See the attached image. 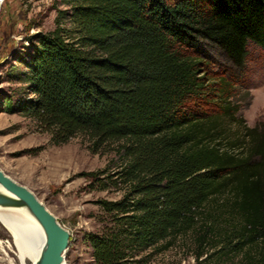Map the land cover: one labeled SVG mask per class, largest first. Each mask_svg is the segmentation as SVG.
Listing matches in <instances>:
<instances>
[{"label": "trees", "instance_id": "16d2710c", "mask_svg": "<svg viewBox=\"0 0 264 264\" xmlns=\"http://www.w3.org/2000/svg\"><path fill=\"white\" fill-rule=\"evenodd\" d=\"M68 3L24 59L28 94L5 108L57 145L83 136L94 151L113 147L114 171L81 173L123 190L98 201L101 228L86 234L94 264H152L193 230L198 259L212 250L264 264V122L247 125L253 95L235 93L250 45L264 51V0ZM204 40L230 66L212 83ZM224 192L231 216L217 230L202 220Z\"/></svg>", "mask_w": 264, "mask_h": 264}, {"label": "rangeland", "instance_id": "374dc122", "mask_svg": "<svg viewBox=\"0 0 264 264\" xmlns=\"http://www.w3.org/2000/svg\"><path fill=\"white\" fill-rule=\"evenodd\" d=\"M69 9L68 0H0V169L33 190L71 232L65 263L94 264L86 234L101 228L102 209L98 201L119 199L123 190L114 186L101 190L81 173L106 169L102 176L105 177L114 171L115 162L109 167L115 155L113 147L94 151L91 142L83 136L57 145L51 141L50 134L41 131L27 115L9 113L5 108L9 99L16 106L28 94L22 81L26 69L24 59H29L41 33L56 28L60 11ZM63 24L67 26L69 22L63 20ZM202 44L207 59L204 68L212 83L230 67L229 62L218 46L207 40ZM238 79L244 80L245 88L236 83V98L242 99L248 93L253 95L250 106L242 107L240 112L246 124L253 126L258 120L264 122V51L261 47L250 45L248 68ZM229 126L232 131L240 129L238 125ZM230 200V192L212 199L207 205L212 215L202 220L204 225L212 220L216 229H221L231 216ZM197 235L193 230L181 237L170 250L155 257L152 264L239 263L241 256L238 254L219 258L211 255L212 250L198 259ZM0 240L4 242L0 244V264H20L14 252L8 250L7 256L6 241L11 237L1 223ZM26 264H32V260L28 259Z\"/></svg>", "mask_w": 264, "mask_h": 264}, {"label": "water", "instance_id": "95a60500", "mask_svg": "<svg viewBox=\"0 0 264 264\" xmlns=\"http://www.w3.org/2000/svg\"><path fill=\"white\" fill-rule=\"evenodd\" d=\"M0 206H26L42 226L46 236L45 243L32 264H62L65 261L71 232L33 190L1 169Z\"/></svg>", "mask_w": 264, "mask_h": 264}, {"label": "bare ground", "instance_id": "6f19581e", "mask_svg": "<svg viewBox=\"0 0 264 264\" xmlns=\"http://www.w3.org/2000/svg\"><path fill=\"white\" fill-rule=\"evenodd\" d=\"M0 223L11 237L6 241V253L8 250L14 252L20 264H26L28 259L33 263L41 253L46 236L29 209L26 206H0ZM62 264H66L65 261Z\"/></svg>", "mask_w": 264, "mask_h": 264}]
</instances>
